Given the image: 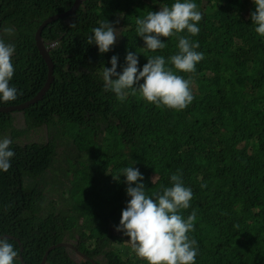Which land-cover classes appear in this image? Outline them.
Listing matches in <instances>:
<instances>
[{
  "label": "trees",
  "instance_id": "1",
  "mask_svg": "<svg viewBox=\"0 0 264 264\" xmlns=\"http://www.w3.org/2000/svg\"><path fill=\"white\" fill-rule=\"evenodd\" d=\"M74 2L0 0V27L15 28L6 39L15 45L20 91L0 107L25 104L45 86L48 67L35 34ZM174 2L84 0L74 14L43 30L45 43L58 42L50 52V90L41 105L0 113V138L8 137L15 153L11 168L0 170V237L21 240L25 264H41L51 246L68 239L77 240L90 260L77 262L75 252L59 247L46 264H148L129 237L115 230L130 199L120 173L130 166L143 175L148 196L171 187L170 177L178 173L192 190L190 207L179 214H197L188 234L198 244L195 264H264V36L250 19L253 0H192L204 13L200 32L191 37L204 59L192 73L174 69L191 80L194 99L183 110L157 107L139 92L121 102L105 91L98 73L111 67L113 55L122 72L128 51L138 54L141 70L156 55L171 66L177 36L161 38L166 47L152 52L135 21ZM106 20L119 21L118 38L100 54L87 37ZM43 128L46 143L24 145V138ZM63 159L67 167H56ZM8 241L20 255L18 243ZM14 264H22L19 256Z\"/></svg>",
  "mask_w": 264,
  "mask_h": 264
},
{
  "label": "clouds",
  "instance_id": "2",
  "mask_svg": "<svg viewBox=\"0 0 264 264\" xmlns=\"http://www.w3.org/2000/svg\"><path fill=\"white\" fill-rule=\"evenodd\" d=\"M253 3L255 11L251 12L250 19L252 24L256 25L255 32L264 36V0H253ZM60 14L63 13L56 15ZM203 15L204 13L198 10V5L192 0H183V2L175 0L171 6L160 7L159 11H149L143 18L137 17L135 21L136 32L143 39L144 48L152 52L158 49L162 50L166 44L161 38L176 35L179 41L177 45L179 52L169 58L171 66H168V62L163 56L156 55L148 58L141 70L138 67V54L128 51L125 57L126 66L123 67L122 72L117 71L119 57L113 55L110 60L111 67H104L102 72L105 91L113 92L121 102L129 94L136 95L139 92L143 99L157 107L164 106L175 110L185 109L194 99L190 90L191 80L176 74L174 69L181 73H192L196 70V65L204 59L203 53L196 51L199 48V43L193 42L191 39L200 32L201 29L198 24ZM115 23H119V21L110 22L106 20L101 22L98 27L92 29V35L87 37V43L98 46L100 54L109 52L117 41ZM185 30L189 35H179ZM14 35V27H0V102L3 103L14 102L20 94L14 75L16 63L12 61L15 56V45L6 39ZM44 45L51 52V50L56 49L58 42H44ZM50 57L53 63L52 76L55 79V64L51 55ZM43 60L45 61L44 58ZM45 63L47 65L46 61ZM11 85H15V87ZM42 90L25 104L33 102ZM46 93L38 101L32 103L30 107L39 103L41 105ZM11 143L12 141L8 137L0 138V170L5 172L11 168V159L15 155L10 149ZM120 175L126 177V193L130 199L127 201L126 208L122 210L119 226L115 230L123 232L125 236L129 237L128 242L133 251L138 257L146 260L148 264H195L198 244L195 239H190L188 234L194 230L197 214L192 211L186 219L179 214L181 209L190 207V201L193 198V192L184 186L182 176L179 173L171 175V187H162L153 196H148L145 192V185L141 182L144 177L138 168L125 167ZM8 239L18 243L20 255ZM66 241L63 243L73 245L80 252L77 247V240L68 239ZM24 251L25 248L20 239L14 236L0 237V264H14L18 256L21 263L25 264ZM75 254V260L78 257L81 258L76 252ZM84 256L86 257V255Z\"/></svg>",
  "mask_w": 264,
  "mask_h": 264
},
{
  "label": "water",
  "instance_id": "3",
  "mask_svg": "<svg viewBox=\"0 0 264 264\" xmlns=\"http://www.w3.org/2000/svg\"><path fill=\"white\" fill-rule=\"evenodd\" d=\"M81 1L82 0H75V3H74V6L71 8L70 11L66 12V13H63V14H60V15H56V16H53L51 17L50 19L44 21L41 26L39 27V29L37 30L36 32V35H35V41H36V46L41 54V56L45 59V61L47 62V65H48V68H49V75H48V79H47V83H46V86L45 88L42 90V92L40 93V95L33 101V102H30V103H27L25 105H21V106H17V107H8V108H0V113H9L11 111H15V110H24L25 108H29L30 105L32 103H35L36 101H38L42 95H44L50 88L51 86V83L53 82L54 78H53V63H52V60H51V57H50V52L46 49L45 45H44V42L42 40V33H43V30L51 23L59 20V19H63L65 17H68V16H71L72 14H74L80 7L81 5ZM59 247H63V248H68V249H71L73 251H75L78 255L81 256V258L85 259V260H89L87 257H85L83 254H81L80 252L77 251V249L69 244V243H61V244H58L56 246H53L51 247L44 259H43V262L41 264H45L47 259H48V256L49 254L55 250L56 248H59Z\"/></svg>",
  "mask_w": 264,
  "mask_h": 264
},
{
  "label": "rangeland",
  "instance_id": "4",
  "mask_svg": "<svg viewBox=\"0 0 264 264\" xmlns=\"http://www.w3.org/2000/svg\"><path fill=\"white\" fill-rule=\"evenodd\" d=\"M248 16H249V12L246 14V17H248ZM12 61L14 63H16V60L15 59H13ZM103 68L104 67H102L101 69L98 70V73L99 74H102ZM18 121H19V124L21 126H24L25 123H24L22 117H19V120ZM47 140H48L47 130H46V128H43L42 130H39L38 132H32L30 135L27 136V138H24L23 139V143H24V145L25 144H32V143H39V144H41V143H46ZM59 152L62 153V149H60ZM60 166L62 167V169L65 168V167H67L66 162L64 161V159H63V163H57L56 164V167H60ZM76 261L79 262L78 259H76Z\"/></svg>",
  "mask_w": 264,
  "mask_h": 264
}]
</instances>
